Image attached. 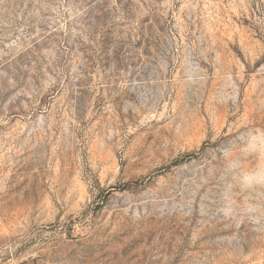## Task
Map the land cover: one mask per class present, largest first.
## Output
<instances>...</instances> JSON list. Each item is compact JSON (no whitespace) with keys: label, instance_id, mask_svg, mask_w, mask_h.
<instances>
[{"label":"rangeland","instance_id":"obj_1","mask_svg":"<svg viewBox=\"0 0 264 264\" xmlns=\"http://www.w3.org/2000/svg\"><path fill=\"white\" fill-rule=\"evenodd\" d=\"M0 264H264V0H0Z\"/></svg>","mask_w":264,"mask_h":264}]
</instances>
